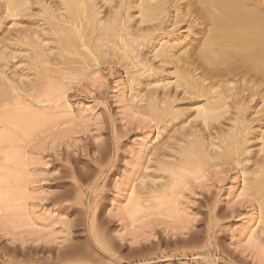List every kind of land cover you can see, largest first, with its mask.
Wrapping results in <instances>:
<instances>
[{
	"label": "bare ground",
	"instance_id": "bare-ground-1",
	"mask_svg": "<svg viewBox=\"0 0 264 264\" xmlns=\"http://www.w3.org/2000/svg\"><path fill=\"white\" fill-rule=\"evenodd\" d=\"M103 65L123 70L124 100L156 127L139 152V197L163 193L150 168L170 182L233 168L257 204L258 226L248 227L264 248V0H0V122L30 133L33 101L20 111L7 102L53 95L61 79ZM21 240L12 251L29 264L51 249Z\"/></svg>",
	"mask_w": 264,
	"mask_h": 264
},
{
	"label": "rangeland",
	"instance_id": "rangeland-1",
	"mask_svg": "<svg viewBox=\"0 0 264 264\" xmlns=\"http://www.w3.org/2000/svg\"><path fill=\"white\" fill-rule=\"evenodd\" d=\"M115 66L61 79L53 95L4 106L20 111L31 100L39 119L32 134L22 132L26 123L0 122V264L30 263L12 251L21 239L51 248L33 253V264H264V248L249 229L251 220L258 226L257 204L237 170L171 175L170 182L169 173L150 168L163 193L139 197V152L156 127L124 100L126 76ZM213 210L224 216L211 220Z\"/></svg>",
	"mask_w": 264,
	"mask_h": 264
}]
</instances>
